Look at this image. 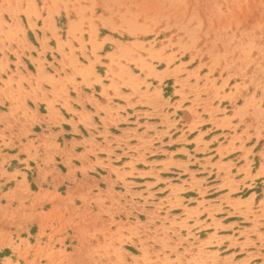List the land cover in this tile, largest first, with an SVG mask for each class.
Listing matches in <instances>:
<instances>
[{"label": "rangeland", "instance_id": "1", "mask_svg": "<svg viewBox=\"0 0 264 264\" xmlns=\"http://www.w3.org/2000/svg\"><path fill=\"white\" fill-rule=\"evenodd\" d=\"M30 52L36 57L28 58ZM97 83L104 95L114 90L119 102L134 105L130 98L135 95L139 108L165 110L159 125L165 131H157L156 124L128 122L120 116L112 120L113 137L126 149L119 148L124 155L118 156L117 164L120 157L129 158V150L137 149L130 141L170 148L162 143L169 131L180 135L178 145L187 146L192 155L188 150L181 154L189 160L163 173L166 180L150 179L160 186L138 185L146 197L131 190L133 183L120 167L113 168L117 181L104 179L115 183L118 191L108 194L118 200L140 195L150 200L149 209L144 204L118 202L117 220H96L83 229L76 225L79 238L66 239L62 236L67 234L66 224H52L48 208L54 197L41 187L42 182L48 187L45 176H37L44 141L39 138V146H31L33 140L22 143L20 135L29 134L30 123L38 124L37 133L45 130L40 124L44 126L46 117L58 122L55 106L66 107L69 87L80 92ZM28 98L33 106L41 103V114L24 113L25 120L19 121L15 113L16 123L6 124L7 135L0 115V264H170L161 254L164 247L172 246L155 235L172 230L165 224L170 223L168 212H179L175 206L182 205L175 190L184 188L171 181L183 184L187 179L193 190L184 195L201 198L190 200L197 203L191 210L198 216L205 212L215 229L225 227L217 215L235 222V229L229 231L237 236L213 238V246H223L225 257L212 252V261L264 264V0H0V112ZM148 131L153 135H147ZM166 137L165 141H171V135ZM214 153L216 159L207 171L201 158ZM224 158L226 163L217 161ZM50 159L44 158L47 171ZM52 161L64 168L53 157ZM220 172L231 176L229 184L215 185L225 178ZM241 174L243 180H233ZM55 181L58 185L62 178ZM164 181L172 188L168 193L159 188ZM66 189L63 184L59 192L65 194ZM173 194L177 199L171 200ZM110 224L116 234L112 240L107 237ZM77 242L81 248L75 246ZM110 242L117 247L110 250ZM201 243L212 244V240Z\"/></svg>", "mask_w": 264, "mask_h": 264}, {"label": "crops", "instance_id": "2", "mask_svg": "<svg viewBox=\"0 0 264 264\" xmlns=\"http://www.w3.org/2000/svg\"><path fill=\"white\" fill-rule=\"evenodd\" d=\"M28 36L29 31L27 32V37ZM26 56L28 58H35L36 54L34 52H30L26 53ZM28 60L31 63L33 61L32 59ZM23 61L28 67V62H26V59H23ZM20 70L26 74V69L24 66L20 67ZM46 70L48 71V68H46ZM103 82L106 85L109 84V82ZM36 84L37 82L33 81L32 86L35 87ZM23 86L28 91H31V86L28 84V82L24 81ZM42 86L46 89H49L44 84H42ZM93 87L94 88H88L86 86L82 87L80 92H74V90L69 87L70 99L68 100L66 107L62 103L55 106V108L58 109V112H55V114L58 116V118H61L58 122H55L52 117H46L45 122H43L44 126L43 124H40V126H42L45 130L37 133L34 129L38 124L30 123L29 134L27 136L20 135V140L22 143H26V139L33 140L31 146H39V138L44 141L45 147H42L43 150L42 148H39V152L42 153V158L38 161L41 164L40 169L42 170L37 171V176H41L42 179L45 176L48 187L46 188L43 182L41 183V187L50 192L49 196L53 195L54 197V199L50 202L51 206L48 208V212L54 226L66 224L67 234L62 235L63 238L66 239L69 236L72 238H74L73 236L79 238L78 232L74 231V227L76 225H78L80 229H83L87 226H91L93 221L96 220H117L118 202L122 204H144L145 208L149 209L146 204L150 203V200L140 199V195H126L125 198L118 200L117 196L108 194V192L111 193L113 190L118 191L114 186L115 183H110L108 180L106 181L104 179L108 178L117 181V173L113 171V168L120 167V172L121 174H125V179L133 183L131 190L137 193L141 192V197H146L144 190L137 188L138 185H143L145 183H156L157 186H160L161 183L159 181L151 182L150 179L160 177L161 179L166 180V178L163 176V173L171 171L173 167L187 163L189 160V156H180L181 154L186 155L188 150V154L192 155L187 146L178 145L180 143V135L169 131L168 134L164 135V139L167 138V135H171V141H165L163 139L162 143L163 145H172L170 148L159 146L160 144L156 142L153 143L152 146H150L148 142L142 143V145L138 146L137 143L130 141L129 145L137 146V149H134L135 151L129 150L127 153L129 158L120 157L121 164H117L116 161L118 156H123L124 154L119 150L122 145H118L113 137V124H111L112 120L120 116L124 119H127L128 122H136L139 124H156L157 126L155 129L157 131H165V128L159 127V125L163 122L162 116L165 110L161 111L158 109L159 113H157L158 111H154V108L151 107L139 108V105L137 104L138 99L135 95L130 98L131 104L134 105H130L127 101L119 102L114 97V90L108 89L107 95H104L102 93L101 84H94ZM97 87H99V89H97ZM122 92L124 94L132 95V92L129 91L122 90ZM47 97L51 98L52 96L47 94ZM30 100L31 99L28 98L26 101L19 103V105L12 107V109L11 105H9L7 106V110L0 112V115L4 117L3 129L5 135L8 133L6 124L9 125L16 123V120L24 121L25 119L21 118L22 114L27 113L29 116L33 114L36 115V113L41 114V103H35L33 106L30 103ZM90 100H92V102ZM3 104L6 105L7 102L4 101ZM119 106H124L125 109L120 108ZM146 112L152 113V115L146 114ZM15 113H17L18 119H16ZM147 115H149V117L159 118L150 119L146 117ZM96 117L99 118V121ZM102 118H104V120ZM131 118H134V120H131ZM90 123H93L95 127H88ZM106 124L109 126L106 127ZM56 125H59V127L55 128ZM142 129H138V132H140ZM107 133H109V135H107ZM147 135L151 136L153 134L148 131ZM176 144L177 146L173 147ZM144 145H148L151 148V151H148ZM18 146L21 148V150L23 149L21 145ZM122 148L124 151L126 150L124 147ZM45 153H48V156L51 158L48 161L49 171L45 169L46 163L44 161H47L48 159V156H46ZM162 154H164V157L156 156ZM52 157L56 161H60L64 168H61L56 163H53ZM58 157L60 159H58ZM215 157L216 154L214 153L212 155H205L201 158L205 160L201 162V164H205V170H210L208 164L214 163L216 159ZM208 161L209 163H205ZM217 161L226 163L225 158ZM189 162L192 163V160L190 159ZM236 167H238V165H236ZM212 171L215 170L213 169ZM94 172L98 173L100 178L95 176L93 174ZM231 173H234L233 169H231ZM220 175L224 176L225 178L218 180L215 185L223 186L222 183L224 181L228 184L231 182V176H228L227 173L220 172ZM130 176H135L136 180L130 178ZM56 177L62 178V182L58 185L55 181ZM195 178L201 179L203 176L199 177L195 175ZM243 178L244 174H241L239 176H235L233 180L239 181L243 180ZM97 180L100 183L97 182ZM188 180L189 179H187V181ZM95 181L97 183H95ZM186 182L182 184L171 181L170 183L171 185H179L184 188L183 190H180L179 187L175 190L178 193L177 198L181 199L182 205L175 206V208L179 209V212H168L170 223L165 224L166 226H172V230L167 229V231H161L155 235L159 239L167 240L168 245L172 246L171 248L164 247L161 255L163 260L171 262L170 264H218L212 261L213 256H210L209 253L218 251L220 252L219 257L221 258H224L225 255L223 254L222 250L223 246H213L215 245L213 238H215V235L218 237L237 236L235 233L232 234L229 231L231 228L232 230L235 229V226L232 225L235 222L232 220H227V216L217 215L215 218L220 220L221 224L225 227H219L215 229L213 226V219L205 212H201V214L198 216L193 210H191L197 207V203L191 204L190 200L201 201V198L199 196L188 198L184 195V193L193 190V188L187 185ZM101 183H103V186ZM245 183H248V180H246ZM63 184L67 186L65 194L59 192V188ZM202 187H206L204 182H202ZM159 188L164 190L165 193L170 192L172 189L170 185H168L167 181H164V186ZM194 190L196 191V189ZM81 192H83V194H81ZM49 196L47 195L48 198ZM170 196L171 200L177 199L174 194ZM203 199L206 200L205 197ZM163 204L166 205V202L164 201ZM184 206H186L188 211L184 209ZM199 209L201 210V207ZM160 214L164 216L163 212ZM87 220L91 221L86 222ZM109 228L110 233L107 237L112 240V237L116 234L112 233L114 231L112 224H110ZM70 231L73 232L71 233ZM99 240L101 241L100 235ZM171 240L174 241L176 245L175 243L171 242ZM203 240H212V244H203L201 243ZM239 241L243 242L245 240L239 239ZM92 242L94 244V241ZM224 244L228 245L226 241ZM109 245L110 250H112L113 247H117L116 243L112 244L110 242ZM75 246L77 248H81L79 242H77ZM150 246H152V248L155 250H161V248L154 244H151ZM79 250L80 249L77 251ZM233 260L235 261L236 258L234 257ZM220 264L224 263L221 261Z\"/></svg>", "mask_w": 264, "mask_h": 264}]
</instances>
